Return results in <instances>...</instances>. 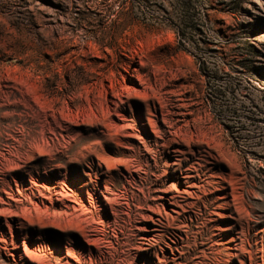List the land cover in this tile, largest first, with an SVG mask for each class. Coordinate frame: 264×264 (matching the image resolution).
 <instances>
[{
	"label": "rangeland",
	"instance_id": "374dc122",
	"mask_svg": "<svg viewBox=\"0 0 264 264\" xmlns=\"http://www.w3.org/2000/svg\"><path fill=\"white\" fill-rule=\"evenodd\" d=\"M103 223L264 264V0H0V264H99Z\"/></svg>",
	"mask_w": 264,
	"mask_h": 264
},
{
	"label": "bare ground",
	"instance_id": "6f19581e",
	"mask_svg": "<svg viewBox=\"0 0 264 264\" xmlns=\"http://www.w3.org/2000/svg\"><path fill=\"white\" fill-rule=\"evenodd\" d=\"M101 24H103V23H101ZM99 29H101V31H103L102 37H104V39H105L104 40L105 44L110 45V43H112L115 47H117L116 50L119 53L118 57L122 58L121 54H122L123 51H125V47L123 45L124 41L123 42L120 41L121 44H120V47H119V46H117L115 44V39L119 38L115 34V32H114V35H116V36H112L110 34L111 33L110 30L105 28L104 25H102ZM52 65H55V64L53 63ZM115 66H116V68H118V63ZM53 69H54V67H53ZM50 70H51V68H50ZM101 70H102L101 73L97 74L98 83L105 82L107 80V78H108L107 71H105V69H103V68ZM90 75H91L90 73H87V75H85V79L90 81L89 80L90 79ZM33 136H34V134L31 133V134H29L27 136V138H31L32 139ZM35 151H36L35 148H25V147H23L20 150V154H21L20 158L22 159V161L25 162L29 157H31L32 155L36 154ZM62 157L67 158L66 155H63ZM68 158L70 159L71 157H68ZM97 233H99V236L101 237V239H100L101 246L99 248V254L101 256V261L99 262V264H125V263H127L128 258H129V255H128L129 247H130V245H128L129 243L128 244L125 243L124 240L121 237H119L120 235L115 237L110 232H108L107 231V226H106L105 223L101 224V227L98 229ZM205 235L206 234L204 232L198 233V236H200L202 239H203V237ZM106 241H108V245H106V243H107ZM209 243H210V240H206V242L203 243V245L208 246ZM208 250L213 252L212 248H210ZM214 258H215L214 257V253H210L209 254L208 252H204V258H202V262H198V263H195V264H207V263H205V261H207V260L212 261V260H214Z\"/></svg>",
	"mask_w": 264,
	"mask_h": 264
}]
</instances>
